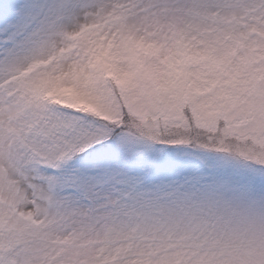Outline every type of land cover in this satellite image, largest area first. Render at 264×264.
Listing matches in <instances>:
<instances>
[{
  "label": "rangeland",
  "instance_id": "obj_1",
  "mask_svg": "<svg viewBox=\"0 0 264 264\" xmlns=\"http://www.w3.org/2000/svg\"><path fill=\"white\" fill-rule=\"evenodd\" d=\"M0 264H264V0H0Z\"/></svg>",
  "mask_w": 264,
  "mask_h": 264
},
{
  "label": "trees",
  "instance_id": "obj_2",
  "mask_svg": "<svg viewBox=\"0 0 264 264\" xmlns=\"http://www.w3.org/2000/svg\"><path fill=\"white\" fill-rule=\"evenodd\" d=\"M48 100L59 107L63 108H70L72 110L78 111L86 115V119L88 120H95L98 123L107 126L111 129L110 135L102 140L95 141L87 146H81L80 149L75 151H71L65 154L66 159L75 160L80 157H85L88 154L96 151L99 148L107 147V145L120 133L122 132H135L134 129L131 127L130 117H127L125 113H122V119L120 121L117 120H110L105 117L100 116L99 114L93 112L89 108L85 107L84 105H74L71 103H66V100L62 98V102L57 100L55 97L48 96ZM120 122V124H117Z\"/></svg>",
  "mask_w": 264,
  "mask_h": 264
}]
</instances>
